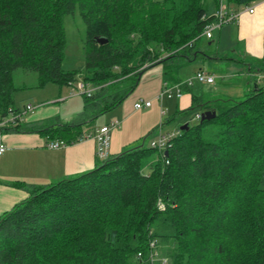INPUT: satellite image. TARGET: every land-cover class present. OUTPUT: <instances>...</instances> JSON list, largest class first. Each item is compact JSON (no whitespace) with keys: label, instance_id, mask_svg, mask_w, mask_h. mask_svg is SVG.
<instances>
[{"label":"trees","instance_id":"trees-1","mask_svg":"<svg viewBox=\"0 0 264 264\" xmlns=\"http://www.w3.org/2000/svg\"><path fill=\"white\" fill-rule=\"evenodd\" d=\"M77 9L87 27L83 72L62 67L63 16ZM208 11L209 0H0V120L26 106L15 105L16 69L37 72L41 85L68 86L81 73L98 86L82 95V113L41 131L67 144L93 136L83 126L118 107L148 70L163 66V87L183 82L178 70L199 51ZM253 77L241 100L193 94L184 112L217 115L186 122L167 156L142 143L83 174L34 185L0 216V264H153V240L157 251L168 246V264H264V79Z\"/></svg>","mask_w":264,"mask_h":264},{"label":"crops","instance_id":"crops-1","mask_svg":"<svg viewBox=\"0 0 264 264\" xmlns=\"http://www.w3.org/2000/svg\"><path fill=\"white\" fill-rule=\"evenodd\" d=\"M254 1L242 3L237 0H227L228 9L239 12L240 16L236 21L223 25L213 33V38L217 35L219 45L234 56L227 57L226 60L234 64L239 62L237 59L239 57L245 65L249 66L248 75H250L251 80L254 78L252 72H260L264 65V5L260 3L261 0ZM212 3L213 1L210 5H213ZM254 4H258L257 11L250 14L246 11V7ZM214 13L208 11V15ZM200 53L203 52H200V50L196 52L194 59L198 58ZM221 53V51H218L210 57L218 60L224 59ZM254 63L258 65H253ZM162 67L156 66L146 72L153 73L149 81L150 88L143 98H137L133 101L131 110L119 109V112H114L115 115L108 117L106 122L95 125L94 128H90L89 124L83 126L84 132L94 133L113 119L120 121L119 127L112 130L111 155L126 150L125 148L139 138H143L147 142L150 141L154 137L150 138L149 135L155 129L158 130L155 136L167 134L163 129V125L167 124L164 120L165 117L170 116L167 100H177V113L180 112L181 108L192 105V95L195 93H193L191 87L186 88L185 86L181 98L165 99L162 104L156 101L155 98L164 85ZM65 92L64 96L62 94V97L54 98L52 103H46L49 102L48 99V101L39 104L36 109L26 115L23 126L19 130L7 129L3 132L2 139L7 144L8 149L0 156V216L25 200L34 185H46L83 174L95 169L101 161L96 156V140L93 136L60 148H50L48 146L53 137L41 130L53 124L70 123L76 120V117L84 110L85 99L82 95L73 94L71 88L70 93L69 91ZM201 97L204 100L216 99ZM141 99H153L152 106L139 110L135 109V102ZM154 100L158 104L154 103ZM172 106L171 104L170 108ZM162 108L167 109V113L164 115L161 112ZM112 112L113 110L105 114ZM16 181H24L28 183L29 187L16 186L13 184Z\"/></svg>","mask_w":264,"mask_h":264},{"label":"rangeland","instance_id":"rangeland-1","mask_svg":"<svg viewBox=\"0 0 264 264\" xmlns=\"http://www.w3.org/2000/svg\"><path fill=\"white\" fill-rule=\"evenodd\" d=\"M211 2L212 1L209 0V7L211 6V8H209V12L214 13L217 10L218 5L215 1H213V5H210ZM250 2L255 1L250 0L248 3ZM63 24L66 33V46L64 49L62 67L65 71L83 72L85 71L86 61V50L84 43L87 27L79 10L77 9L75 14H64ZM196 45V49L203 53H200L198 58L194 59L192 62L185 63L178 70V76L179 78L183 79V81H185L189 78H193L199 70H204L214 75L215 84L195 82L191 87L193 93L205 98L219 99V102L222 103H224V101L229 103L231 101H229V99L241 100L250 94L254 86V80H251L250 75H248L249 66L245 65L243 60H240L239 57H237L239 62L234 64H231L228 60H226L227 57L234 56L230 54L231 52L223 49V47L219 45L217 35L211 39L203 36L197 40ZM218 51L222 52L221 54L224 59L218 60L210 57L214 56ZM246 62L248 61L246 60ZM253 65L257 66L258 64L254 63ZM252 74H255V72H252ZM152 76L153 73L144 74L140 84L118 107H116L117 110L115 108L110 114L100 115L89 127L94 128L95 125L106 122L107 118L115 115L114 112H119V109L121 110L122 108H126L127 110H131L133 108V101L137 98H143L144 95L148 93L150 88L149 81L151 80L150 78H152ZM81 81H83V76L80 73V75L77 76L74 84L77 85ZM13 85L15 88L13 92L15 104L17 107L21 108H23L24 105L32 104L36 109L37 106L43 101H48L49 99V102L46 103H52L54 98H58L62 94L64 96V93H66L65 91H69L70 93V87L67 85L60 86L54 82H47L44 85H41L40 75L37 72L23 68L16 69L13 72ZM156 101L159 103L157 99ZM156 101L154 100V103H157ZM176 101V99L167 100L169 109L168 114H170V116L167 115L164 119L167 122V124L163 125L165 133L178 131L181 132V126L186 122H191V125L199 123L201 120L196 118V114L198 112L209 110L207 108H197L184 112L185 110L191 108V105H189L187 107L181 108L180 112L177 113ZM56 103L59 104L60 102ZM171 104L173 105L172 108H170ZM2 132H4V130H2ZM157 133V129L152 131V133L149 135L150 138L158 137L159 135L155 136ZM142 143L148 145L149 141L147 142L146 140H143V138H139L136 142L125 149H130L132 147L141 145ZM158 246V256L166 257L165 252L168 246L161 244V242Z\"/></svg>","mask_w":264,"mask_h":264},{"label":"built area","instance_id":"built-area-1","mask_svg":"<svg viewBox=\"0 0 264 264\" xmlns=\"http://www.w3.org/2000/svg\"><path fill=\"white\" fill-rule=\"evenodd\" d=\"M227 0H219L218 7L215 13L213 14L214 18L210 22L205 25L203 36L208 39L213 38V33L216 29L221 28L223 25L232 23L238 19L240 16L239 12L230 11L226 5ZM261 4L264 5V0H261ZM258 4L249 5L246 7V11L250 14H254L257 11ZM256 79L260 82L264 79V74L261 72H257L254 74ZM195 82L198 83H207L213 84L215 82V77L213 74L208 73L204 70H199L193 78H189L188 80L183 81L177 85H165L159 91L156 96V99L162 104L165 99L170 98H181L183 96V87L184 86H192ZM73 94L87 95L93 96L95 91L98 89V86L92 85L90 83H86L85 81L79 82L77 85L74 82H70L68 85ZM153 101L151 99H141L135 102V109H143L152 106ZM35 109V106L32 104L26 105L21 111L13 112L8 117L0 120V156L3 155L8 149L7 144L2 139V130L7 125L14 124L17 121H22L26 117L29 112H32ZM162 114L167 113L166 108H162ZM196 118L201 119V113L196 114ZM120 121L118 119L112 120L110 123L101 126L95 134L93 138L96 140V156L99 160L105 161L110 156V148H111V139H112V130L119 127ZM180 132H169L167 134H160L158 137H155L150 140L149 145L153 148H157L160 151H166L171 146L172 139L177 136ZM68 145L63 140H52L48 143L50 148H60ZM162 205V204H161ZM157 246L156 241H151V260L153 264L160 261L161 264H168L169 259L167 257H159L158 251L155 249ZM141 255V253H139Z\"/></svg>","mask_w":264,"mask_h":264},{"label":"water","instance_id":"water-1","mask_svg":"<svg viewBox=\"0 0 264 264\" xmlns=\"http://www.w3.org/2000/svg\"><path fill=\"white\" fill-rule=\"evenodd\" d=\"M96 40L101 44L108 42V39L105 37H97ZM216 115H217L216 110H214V109L206 110L204 112H201V121L210 120V119L214 118ZM186 128H188V123H185L181 126V130H184ZM168 154H169V150H166L165 155L167 156Z\"/></svg>","mask_w":264,"mask_h":264}]
</instances>
